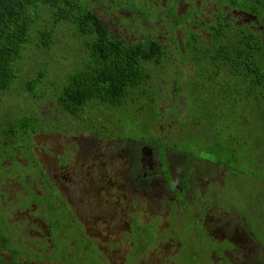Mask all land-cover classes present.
<instances>
[{
	"label": "flooded vegetation",
	"instance_id": "1",
	"mask_svg": "<svg viewBox=\"0 0 264 264\" xmlns=\"http://www.w3.org/2000/svg\"><path fill=\"white\" fill-rule=\"evenodd\" d=\"M94 3L102 32L67 64L82 107L62 112L55 100L57 118L42 116L53 131L34 133L24 157L8 140L0 150V264H264V243L222 200L230 175L176 150L203 140L186 107L196 62L215 27L241 16L216 0ZM105 51L138 61L142 104L123 109L99 76L114 64Z\"/></svg>",
	"mask_w": 264,
	"mask_h": 264
},
{
	"label": "trees",
	"instance_id": "2",
	"mask_svg": "<svg viewBox=\"0 0 264 264\" xmlns=\"http://www.w3.org/2000/svg\"><path fill=\"white\" fill-rule=\"evenodd\" d=\"M95 1L0 0V99L13 95L34 103L30 112L22 106L14 113L2 112L1 151L7 140L11 145L30 142L34 133L53 129L40 114L41 103L52 100L56 105L57 100L66 113L82 107V101L73 100L72 92L81 89L77 86L79 74L71 89L66 63L75 47L84 46L83 39L102 32L90 11ZM216 1L255 20L251 25L241 21L246 25L215 27L210 49L196 62L199 78L188 87L191 99L186 107L202 128L199 137L213 144L214 148L202 150L207 158L231 171L251 169L246 175L234 173L243 180L251 176L264 179V0ZM108 62L114 64L101 69L99 76L116 86L112 91L120 90L125 96L119 101L122 108L142 104L138 61L127 52L118 61L105 51L103 63ZM74 68L83 71L78 65ZM58 92L61 95L54 99ZM3 103L0 100V106ZM246 182L247 188L253 184L252 179ZM258 182L264 194V182Z\"/></svg>",
	"mask_w": 264,
	"mask_h": 264
},
{
	"label": "rangeland",
	"instance_id": "3",
	"mask_svg": "<svg viewBox=\"0 0 264 264\" xmlns=\"http://www.w3.org/2000/svg\"><path fill=\"white\" fill-rule=\"evenodd\" d=\"M68 63L69 62H67L66 64ZM0 100L5 102L2 104V106H0V116L3 111L12 110L14 113V111L21 106L24 107L28 112H30L32 111L31 110L32 105H34V103L28 102L24 99H20L18 97L14 98L13 95H7L6 100L5 99H0ZM51 102L53 101L48 100L45 103H41L42 111L40 112V114L49 121H53V119L57 118L55 113L56 108L54 107V105H53V112L52 114H50V109L52 108V106L49 103ZM48 104L49 106L47 107ZM122 124L123 126L126 127V130H128L127 127H130V123L128 120L122 121ZM197 139L198 138L194 136H187L184 142L176 146L177 152H180V150H184L186 151V153L189 154V156L197 157L199 159H204L206 161L212 162L215 164V169L223 168L224 171H226L227 174L230 175L231 180H227V178L224 177L225 188L222 191V200L224 203L230 205L231 209L241 220H244L246 222L244 223L246 226L250 224L253 233H255L258 236L259 242L264 243V194H262L263 192L260 190L261 184L258 182V180L264 182V179L263 178L257 179L251 176L245 178L246 180H243L241 177L235 176L234 173H242L245 175L249 174L251 172V169L249 170L248 168H241L240 171L239 170L231 171L230 169L225 168L223 165L219 164L216 160L209 159L204 155V151L202 150L209 148V146L213 147V144H209L205 139V141H201L200 145L197 146L194 144V142ZM15 145L19 147H23V150L20 153V157H24V155L28 153V149H29L28 144L23 143L21 141H17L15 142ZM247 179L248 180L252 179L253 181V184L250 185V187L248 188L246 182ZM10 234L15 235L13 231H10Z\"/></svg>",
	"mask_w": 264,
	"mask_h": 264
},
{
	"label": "water",
	"instance_id": "4",
	"mask_svg": "<svg viewBox=\"0 0 264 264\" xmlns=\"http://www.w3.org/2000/svg\"><path fill=\"white\" fill-rule=\"evenodd\" d=\"M237 14L239 16H241L240 18H241V21H243V22H247L248 23L250 21V19L255 20V18L252 15L244 13V12L237 11Z\"/></svg>",
	"mask_w": 264,
	"mask_h": 264
},
{
	"label": "bare ground",
	"instance_id": "5",
	"mask_svg": "<svg viewBox=\"0 0 264 264\" xmlns=\"http://www.w3.org/2000/svg\"><path fill=\"white\" fill-rule=\"evenodd\" d=\"M251 20V19H250Z\"/></svg>",
	"mask_w": 264,
	"mask_h": 264
}]
</instances>
